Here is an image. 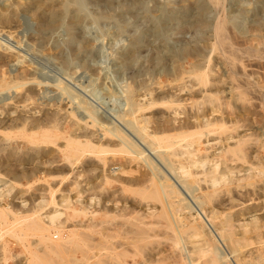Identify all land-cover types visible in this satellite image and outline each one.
<instances>
[{"label":"rangeland","instance_id":"obj_1","mask_svg":"<svg viewBox=\"0 0 264 264\" xmlns=\"http://www.w3.org/2000/svg\"><path fill=\"white\" fill-rule=\"evenodd\" d=\"M221 1L216 7L205 1L208 14L204 17L212 24L225 15L234 18L231 26L245 30L233 37L238 56L233 67L226 55L229 57L231 50H213V32L194 28L198 8L188 6L194 0H0V119L7 120L0 127V264H27L30 260L48 264L47 258L56 260L51 264H104L92 248L100 220L107 234L118 235L109 242L121 243L116 250L124 252L129 237L122 234V224L130 226L142 211L153 210L149 207L159 210L158 202L140 199L130 191L134 186L119 180L137 176V162L129 164L128 174L117 172L126 157L118 154L119 140L109 132L103 138L104 129L89 123L93 113L106 126L119 125L118 129L135 137L128 121L120 116L127 107L125 90L132 86L134 98L141 103L170 90L184 99L171 108L157 102L143 112L146 118L157 111L177 121L184 117L183 112L201 114L205 110L212 121L198 149L196 144L191 149L209 159L204 168L215 164L216 173H224L228 179H220L215 191H207L197 209L212 219L215 234L221 232L230 239L216 241L203 223L194 219L193 211L185 209L181 215L193 217L199 226L195 236L184 234L188 249L197 250L193 264H203L205 258L198 249H209L208 245L226 252L233 264H264V0ZM51 4L56 18L45 27ZM257 21L262 26L254 32L252 26ZM249 45L257 52L249 51ZM192 46H198L200 54H181L184 47ZM194 63L208 71L210 81L204 88L211 89L210 96H217L213 101H204L202 86L192 75L184 73L179 82L173 80L175 69L189 70ZM183 83L192 89L175 90ZM190 130L198 131L196 127ZM95 133L101 140H93V147L84 146L90 135L97 139ZM71 137L82 142L72 151H82H75L67 160L63 150ZM237 144L241 151L233 152ZM148 155L170 172L156 154L149 151ZM191 169L197 172L191 177L199 181L192 186L193 193L200 195L198 187L205 190L207 185L203 167L196 164ZM138 209L140 213L133 212ZM50 214H59L54 223L49 222ZM33 220L50 228L53 241L67 240L69 230L75 232L72 240L76 241L88 233L90 240L83 241L85 251L75 254L80 260L69 258L74 254L71 243L64 244L69 247L65 254L48 253L38 233L27 227L20 230ZM226 221L228 225H222ZM170 233L151 237L150 249L166 247L167 241H162L169 240ZM60 256L64 259L58 260ZM133 258L128 253L123 256L124 263L132 264L137 259ZM137 260L141 261L140 256Z\"/></svg>","mask_w":264,"mask_h":264},{"label":"bare ground","instance_id":"obj_2","mask_svg":"<svg viewBox=\"0 0 264 264\" xmlns=\"http://www.w3.org/2000/svg\"><path fill=\"white\" fill-rule=\"evenodd\" d=\"M182 1L187 2V0H182ZM205 1L207 3L213 4V6L215 5L214 7H216V5H218L221 0H204V2L202 0H194V2H192L193 4L192 3L188 4V6L194 5L196 8H198V10L196 11L197 12L196 15L193 16L192 22H193L194 28L195 29L198 28L197 30L201 31L202 33L205 32L206 30H211L214 35V42L211 44L212 49L214 50V49L222 48L221 50L224 51V49L228 47L231 51H229V57H228V54L226 55L229 60L228 62H230V64L233 67L235 65V62L238 60V56L236 53L237 49L234 47L235 38L233 39V37L236 35L238 36V35L244 34L245 30L243 28L241 29H243L244 31L239 30L240 25L238 26L239 29L237 27L231 26V22L233 23L234 18L230 17L232 19L230 20L225 15L218 16L215 18L212 24L209 23L207 18L204 17V16H207L208 14L207 13L208 4H206ZM182 7H183V4H182ZM49 9H50L49 18L44 24L45 27H49L50 25H52L56 18V12L52 4L51 6H49ZM235 24L237 25V23ZM261 26L262 25L257 21L256 24L252 26V30L254 32H258L261 29ZM260 42L263 43V39H261ZM259 45L260 44H258V46ZM246 48L249 51L257 52V49L254 48L253 46L249 45ZM181 52H182L181 54L185 53L186 55L188 54L198 55L200 54V49L198 48V46H192V47H186V48L184 47V49ZM262 53H264V50ZM200 65L194 63L193 66L191 65L189 66V70L184 69L185 71L175 69L173 72V76H172L174 78L173 80L179 82L180 80L183 79L182 75L184 73H188L189 75H192V78L194 77L196 82L202 86V88H200V95H202V97L205 98L204 101L206 99L207 100L210 99L211 101H213L214 99H216L217 96L216 97L210 96L211 92L209 91H211V89L204 88L207 86V83L210 81L208 71H206L205 69H202ZM233 75H236V74L233 73ZM34 81H36V79H34ZM185 86H188L187 87L188 91L192 89V86H189L183 83L182 86L178 84L175 90L181 91L182 89H184ZM132 87H129V89L125 90L127 91V96H126L127 97L126 98L127 107L124 113L120 114V116L123 117V119H125L126 121H128L126 125L127 124L130 125V128H132L136 138L133 136L130 137L129 134H127V132L124 133L125 132L124 129L123 131H121L122 129L120 128L118 129L119 125L117 123H116L118 125L117 127L114 126L113 124L111 127L106 126L105 123L97 120L92 115L93 113L90 114L91 116L89 115L91 119L89 123L91 126H99L100 128L102 127L104 129V131H102V134H101L103 138L105 137L106 132H109L112 136L116 137V139L119 140V142L116 143V145L120 146L117 149L118 154L119 152H121L126 157H124L125 163L120 165V167L117 169L118 170L117 172L128 174L130 172L129 164L133 163L134 161L137 162V166H135L136 167L135 170H136V173H138V175L135 177L129 178V179L119 178V180L131 186H134L133 189H130V191L136 193L140 197V199L156 201L160 204V207H159V210H156V208H153V207H149L148 208L149 210L153 209L151 212L142 211V213H140V209H138L137 211H133V212L140 213V214L136 213L138 214V216H135V222H132L130 226H125V224H122L123 229H124L122 234L128 235L127 237H129V240L126 241V243L129 246L126 247V249H124L125 250L124 252L116 250V247H119L121 243L116 242L115 240L109 242L108 240L109 238L113 236L115 237L118 235L116 233L113 234V236L111 234H107L106 229H105L106 226L104 227V224H103L104 221L100 220V222L95 225V228H96L95 232L97 233V239L94 240L95 243H94V246L92 247L93 252L95 255L98 256V260L103 262L104 264H125L123 260V256H126L128 253H130L131 256L134 257L133 260L136 258L138 259V256H140L141 261L138 262V260L136 259L133 261L132 264H193L194 262L193 254H196L197 250H193L192 248L188 249V247L186 246L187 245L186 241L184 240V234H188L191 237L195 236V233L198 231L197 227L199 226H197V224L195 223L196 221L195 222L193 221V217H191L192 219L190 220L184 214L181 215V212H183L185 209L189 210L188 213L193 211V213L195 214L194 219L200 220L204 225L202 226L206 228L210 233L213 234L212 236L216 241L217 240L225 241L223 240L225 237L221 234V232L218 235L215 234L216 231L214 233L213 231L214 226H213L212 219L205 213L204 210L201 211L200 209H197V207L201 208L200 205L204 202V198L208 195L207 191H212V192L215 191L214 186L219 183L220 179L224 181L228 179L224 173L222 174L216 173L217 165L215 166V164L213 165V168L211 167L204 168L205 164L208 163L209 159L206 156H202L198 154L199 150L197 149L199 147L198 146L199 141H201L203 132L210 131L209 127L210 125H212V121H210L207 118L208 111L206 112L205 110L201 114H197L196 112H194L193 114L191 111L183 112L185 114L184 117L177 121L175 119H170L168 117H165L163 113L160 114V112H157V111L152 112L150 117L146 118L143 112L145 110H150L157 102L159 104H162V105H165L171 108L172 105L176 103L178 104L184 99H182L178 94H173L174 91L171 92L172 90H170V91H164L163 95L162 93H160L162 96L159 95L156 98L150 99V101L141 103L140 101L134 98L135 97L133 96L134 89ZM173 88L174 87H172V89ZM205 92H209V93H205ZM88 111L86 110V112ZM173 112L176 113V110L175 111L173 110ZM92 116L95 119H92ZM204 118L206 119L203 120ZM175 121H176V124H175ZM23 122L24 121H22V123ZM86 122L88 123V120H86ZM6 123H7V120L0 119V127ZM8 124L13 125V123H8ZM31 126L32 128L36 126L38 127V125H31ZM193 127L194 128L196 127L198 131H193V130L191 131L190 129ZM222 128L223 126L221 125L220 129ZM86 136L87 135H85V137ZM95 136L97 137V139H94V137L92 138V136L90 135L89 138H87V141L83 143V145L88 146V147H93L94 146L93 140L95 141L101 140L100 139L101 136H98V134L96 133H95ZM43 137H44V140L46 141L48 140L47 136H43ZM44 140L43 142H46ZM78 144H82V142L75 139L74 137L73 138L71 137L68 140H66V144L64 147L65 150H63V152L65 151L64 156H66L67 160L70 159V157L73 155L75 151L76 152L78 151V148L77 150L72 151V149L74 150L76 145ZM141 144L144 146V148L143 146H141ZM195 144L197 145L196 147L197 149L195 148L191 149V147ZM79 151H82V150H79ZM149 151L156 154V156L159 157L160 161L168 168V171L176 175L175 176L176 178L170 176L169 174L170 172L167 173L164 170H162L163 168L161 169L158 166V163H156L153 160V158H151L150 155H148ZM232 151L233 152L241 151L240 144H237L236 147L232 149ZM196 164H200L203 167L202 173L204 175V180L206 181V184H207L205 187V190L202 189L203 188L202 186L198 187L199 190H202L200 195L193 193L194 190H192V186L199 183V181L195 177H191L197 173L191 169V167ZM126 168H129V169H126ZM177 170L178 171L180 170L181 173L178 174ZM182 175H184L185 177ZM208 183L212 187L211 189L209 188L210 186L208 185ZM187 193L191 196L192 199L189 198ZM139 203H140V200L137 204ZM139 206L140 205H136V208ZM130 212L132 213V211ZM134 214L135 213H133V215ZM50 215L48 216L49 222L52 223L56 218H58L57 216L59 214L58 215L53 214L51 216ZM127 221H129V219ZM1 223L2 222H0V225ZM227 223L228 222L226 221L224 224L222 223V225L226 226L228 225ZM26 227L34 231L35 233H38L36 235L39 236L40 240L45 242V250L48 253L54 252L58 254H63L64 252L65 254L67 252V248L69 247L68 246L67 248L64 247V244L71 243L70 250L74 251V254L69 255V258L73 261L80 260L77 257H75V254L80 250H84L83 241L88 239V235H89L86 232L88 235L85 234L81 236L82 237L81 239L83 240L76 241V240H72V238L75 235V232L73 230H69V236L67 237L68 238L67 240L60 239L59 241H53L54 239H52L53 237L49 233L50 228L39 225V223L36 222L35 220L24 224L22 227H20V230H25ZM225 230L227 229L225 228ZM171 231L172 233H170L169 236L167 235V238L169 240L162 241L164 243H166L167 241L166 247H163L164 245H162L158 248V250L157 248L150 249L149 243H151V240H150L151 237H158V236L163 237V236H166V233H169ZM229 234H231V232ZM26 237H27V234H26ZM227 237L228 239H230L229 235ZM26 239L27 238H25V240ZM228 239H226V241ZM220 243H223V242L220 241ZM231 243H232V246L236 248L237 242L233 240V238L231 239ZM231 243L229 245H231ZM204 244L208 245V243L207 244L204 243ZM208 246L207 247L209 249H206L205 247L204 249L202 248L198 249V253H201L202 256H204L203 259L205 258L203 260V264H233L230 262V258L227 257L226 252L225 254L221 253L220 251L216 250V247H213V246L211 247L212 249L211 250L210 245ZM233 247H231L232 250H233ZM147 248L149 250H147ZM3 250L6 251V248L3 247ZM103 250H107L108 251L107 254L102 253ZM237 251L238 250H234V253ZM229 252L231 253V251ZM86 255L87 254H85L84 257ZM234 255H237V254H234ZM35 259H37L39 262L42 261V259H40L38 256H36ZM60 259H64V257L62 256L58 257V260ZM4 260H6V258H4ZM52 261L56 263V260H54L53 258L46 259V263L48 264H51ZM81 262H84V261H81ZM28 263L36 264L34 260H30L29 262L27 261V264Z\"/></svg>","mask_w":264,"mask_h":264}]
</instances>
